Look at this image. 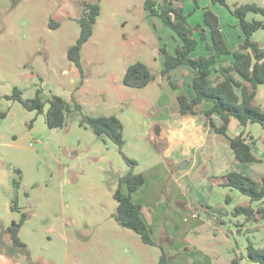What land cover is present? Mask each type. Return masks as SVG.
<instances>
[{"label":"rangeland","instance_id":"rangeland-1","mask_svg":"<svg viewBox=\"0 0 264 264\" xmlns=\"http://www.w3.org/2000/svg\"><path fill=\"white\" fill-rule=\"evenodd\" d=\"M87 1H98L101 15L92 38L82 49L80 72L69 62L68 50L80 36L77 19L82 16L81 0H0V111L7 113L0 120L1 219L8 222L11 213L6 196L16 198L19 206L35 208L29 233L36 246L34 254L41 253L42 259L34 261L37 264H163V253L168 264H231L232 259L246 256L249 240L264 248V221L248 223L244 215L233 216L237 206L251 205L256 210L264 202L251 203L239 191L215 187L209 182L211 176L231 171L260 179L264 177V162L243 164L232 160L222 170L214 164V157L209 159L213 154L225 156L226 147L221 144L228 146L225 139L205 126L203 114L194 118L179 115L177 96L180 92L193 93L195 72L189 67L177 71L172 78L177 90L162 76L161 48L166 46L174 53L179 43L175 34L162 21L146 16L144 0ZM236 2L230 0L228 6L257 4L264 8V3ZM184 3L186 13H192L189 23L194 27L203 24V9L210 7L223 24L229 46L235 48L239 33L233 25L238 20L227 8L215 6L211 0ZM52 21L59 27L51 28ZM195 37L200 39L199 33ZM255 40L259 41V36ZM199 43L193 57L206 53L204 42ZM225 61L229 63L231 58ZM136 62L148 66L153 77L143 89L129 88L123 83L128 67ZM16 88L24 99L35 98L38 91L44 101L60 96L71 105L81 104L87 115L116 116L124 127L126 124L140 130L145 148L138 142L125 152L142 170L152 167L149 179L156 166V176L148 180L142 201L138 199L148 208L136 204L144 206L142 217L158 246L143 244L138 235L121 227L115 219L117 204L113 194L129 168L120 175L113 164L102 165L99 156L96 160V156H86L87 147L78 144L84 131L78 126L80 114L69 117L65 128L50 130L44 115L38 116L19 102L6 99ZM257 104L264 110V86L259 88ZM46 106L48 109L49 105ZM208 108L204 105L200 111ZM184 119L196 125L187 129L185 135L173 132L178 143L172 151L173 143L166 129ZM242 129L234 122L230 134L237 136ZM249 130L258 140L259 154V150L264 151V128L250 124ZM105 143L118 151L122 165L127 166L117 146L110 141ZM209 144L212 153L207 156ZM200 146L207 147L203 149L206 154L197 163L190 156L199 154ZM221 146L224 149L218 151ZM167 154L170 156L166 157ZM180 154L188 160L176 163ZM194 161V165L198 164L196 169L191 166ZM181 164H185L184 169ZM76 165L84 174L80 184L71 182L69 166ZM165 167L171 174H162ZM9 172L22 186L17 192H13L12 181L8 184ZM123 191L126 193L127 188ZM198 207H212L219 212L208 218ZM149 208L156 209V216ZM72 220L77 224L63 226L62 221ZM3 240L10 245L9 235L5 234ZM11 264L28 261L17 254ZM240 264L257 263L243 259Z\"/></svg>","mask_w":264,"mask_h":264},{"label":"trees","instance_id":"trees-1","mask_svg":"<svg viewBox=\"0 0 264 264\" xmlns=\"http://www.w3.org/2000/svg\"><path fill=\"white\" fill-rule=\"evenodd\" d=\"M213 5H221L238 19V26L244 34L243 42L232 51L227 43L221 28L219 16L210 8L203 9V24L196 27L189 23L192 13L187 14L184 0H144V10L149 17L160 19L179 41L174 53L166 46L161 48L164 56L162 76L166 78L170 86L177 90V84L172 80V73L182 67H189L196 76L193 79V97L186 92L177 96L179 115L181 117H198L203 114L206 118L205 126L214 134L225 139L234 153L235 160L243 164L263 163L259 159L254 148L257 139L247 135L244 131L237 136L230 134L232 122H237L240 128H247L250 124H259L264 127V110L257 104L259 88L264 86V47L253 40V36L260 30H264V8L257 4H236L234 8L228 6L227 0H212ZM82 16L77 19L80 25V36L76 43L68 50V60L80 72L82 67V49L93 36L94 26L101 15V6L98 1L81 0ZM200 7L197 5L196 9ZM253 13L262 16V20L247 19L248 14ZM51 28H58L54 21ZM199 33L200 39L195 37ZM200 40L204 42L206 55L193 57L199 50ZM231 57L227 63L226 58ZM152 74L144 63L136 62L130 65L124 75L123 83L126 87L143 89L152 82ZM240 91V94L238 93ZM42 92L38 91L35 98L24 99L19 89H15L13 95L7 96V100L19 102L26 110L45 115L46 125L50 130L61 129L67 126L69 117L80 114L79 125L90 129L97 139L117 146L122 158L126 162L129 171L119 179V186L113 197L118 206L115 213L117 223L138 235L143 244L158 246L153 240L148 224L142 217V206L136 204L132 196L144 184L145 176L136 173L138 162L129 158L125 152L127 141L124 135V125L116 116L95 117L84 113L83 106L79 103L71 105L60 96H52L44 101ZM205 104L209 108L201 112ZM46 105H49L45 111ZM7 117L6 112L0 111V120ZM175 173L172 167V173ZM209 182L215 187L227 188L239 191L247 196L251 203L264 202V177L254 179L242 173L231 171L223 175H215L209 178ZM127 187V194L122 192V187ZM227 203L230 199L227 198ZM199 208V207H198ZM196 208L206 212L208 218L213 213L219 212L212 207ZM13 211L20 212L17 199L13 200ZM245 216L246 222L256 223L264 221V206L254 209L249 206H237L233 216ZM215 216V215H214ZM28 219V215L21 213V219L13 222L4 230L0 225V249L10 257L22 254L28 264H37L32 260L31 253L25 243L22 242L19 232ZM225 224L224 221H220ZM9 235L10 245L3 238ZM246 256L232 259L231 264H240L247 259L253 263L264 264V248H258L249 240ZM161 262L168 264L167 255L163 253Z\"/></svg>","mask_w":264,"mask_h":264},{"label":"crops","instance_id":"crops-1","mask_svg":"<svg viewBox=\"0 0 264 264\" xmlns=\"http://www.w3.org/2000/svg\"><path fill=\"white\" fill-rule=\"evenodd\" d=\"M157 2H162L163 0H156ZM198 1V0H197ZM230 0H227V2H229ZM235 1H237L236 3H264V0H235ZM211 2H212V0H211ZM216 6V5H215ZM210 8V7H209ZM146 14V16H148L149 17V15H148V12H146L145 13ZM254 15H256V16H258L257 14H254ZM253 15V13H250V14H248V16H247V19L249 20V21H252V20H262L263 18H262V16L259 18V19H256V17ZM260 16V15H259ZM152 18V17H151ZM155 20H157V21H161L160 19H158V18H154ZM238 20V19H237ZM221 21V20H220ZM238 23H239V21H237V23L235 22V24L233 25V30H235V28H236V33L238 34L239 33V35H238V38H239V41L237 42V44H236V46H235V48H231L230 46V49L232 50V51H234L235 49H236V47L239 45V44H241L242 42H243V38H244V34H243V32H242V30H239L238 28H239V26H238ZM223 27V24L221 23V28ZM223 31V30H222ZM260 31H264V30H260ZM260 31H258L257 33H255L254 34V36H253V40H255V36L257 35V36H259V41H257V40H255L256 42H258V43H260L263 47H264V33H262V34H260L259 35V32ZM223 33L225 34V32L223 31ZM225 36V35H224ZM228 43V42H227ZM229 45V44H228ZM196 53V52H195ZM195 53H194V55H195ZM201 55H206V53L204 54V53H202ZM200 56V55H199ZM197 57V56H196ZM228 58H231V57H228ZM182 68H184V67H182ZM186 68H188V67H186ZM181 69V68H180ZM180 69H178V70H176V71H174L173 73H172V78H173V75H175V73L177 72V71H179ZM190 69V68H189ZM192 70V69H191ZM196 74V73H195ZM173 80V79H172ZM174 82V81H173ZM175 83V82H174ZM181 93V92H180ZM179 93V94H180ZM259 93V92H258ZM23 94V93H22ZM178 94V95H179ZM188 96L190 97V98H192L193 97V93H191L190 95L188 94ZM257 98H258V96H257ZM208 104H205V106H207ZM45 111H47V106H46V108H45ZM38 115V114H37ZM43 115V114H42ZM39 116V115H38ZM45 116V115H44ZM193 122L194 121H187L186 119H184V120H181L180 121V123L178 124V125H176V126H174L173 128H170V127H168L166 130H168L169 132H170V134H169V136H168V138H169V140H172V143H173V146L171 147V149H172V151L174 150V149H176V146H177V143H178V140H177V137L175 136V135H173V132H183L184 133V135H185V133L187 132L186 130L187 129H192L193 127H194V125H196V122H194V124H193ZM235 121H233L232 122V124L234 123ZM193 124V125H192ZM78 126H79V128H80V130H84V131H82L83 132V135H82V138L79 140V142H78V144L80 145L79 147H81V148H85V147H87V149H88V154L86 155V156H93V157H95V160L98 158V156H99V158L101 159L100 160V163H102V165H106L105 167H107V166H109L110 164H113V167L115 168V169H118V171L120 172V175H124L125 173H126V171H127V169H128V167L127 166H124V165H122L123 163H122V161H121V159H120V157H119V155H117V153H118V151L117 150H114V149H112V148H110V146H109V144L108 143H105V142H103V141H100V140H98L97 138H96V136L93 134V132L90 130V129H85V128H83V127H81L80 125H79V123H78ZM32 127V126H31ZM198 127V126H197ZM65 128V127H64ZM264 128V127H263ZM62 129V128H61ZM161 129V128H160ZM55 130H57V129H55ZM137 131L140 133V130H137V129H135V128H129L126 124H125V127H124V135H125V138H126V141H127V146H126V150L128 149V150H132L133 149V147H134V145H135V143H136V146H137V143L139 142L144 148H145V142H144V140L141 138L142 137V135H141V133L140 134H137ZM199 131V130H198ZM245 132L247 135H252V136H254L253 134H252V132H251V130H249V126L247 127V128H245V129H242V131L241 132ZM158 132H159V130H158ZM158 132H156V134L158 135ZM240 132V133H241ZM207 135H209L210 136V133L209 132H207ZM136 136H137V138H136ZM213 138H215V137H213ZM256 139V138H255ZM175 143V144H174ZM217 144V143H216ZM222 145H224V147H226V149H224V147L223 146H221V147H219L218 148V151H219V149H224L225 151H226V154H225V156L222 154V155H212V156H209V159L210 160H212L213 158L212 157H214V159H215V162H214V164L216 165H218V166H221V167H219V169H226L227 168V162H230V161H232V160H235V157H234V153H233V155H232V153H231V151L229 150V148H228V146H225L226 144H224V143H221ZM31 147H33L34 146V143H31V145H30ZM258 146H259V144H258V140H257V144H256V146H255V148H254V153H255V155L259 158V159H264V151H261V150H259V154H258V151H257V149H259L258 148ZM200 147H202L201 148V151H200V153L199 154H197L196 156H190V158L192 159V158H195L198 162L197 163H200V162H202V158H203V153H205L206 154V152L203 150L204 148H207L206 146H200ZM228 150V151H227ZM210 153H212L211 152V147H210V144H209V152H208V154H206L207 156L210 154ZM170 155L169 154H167L166 155V157H169ZM181 160V161H180ZM188 159L186 158V156H181V154H180V157H179V159L178 160H176L175 162L177 163H184V162H182V161H187ZM174 162V161H173ZM174 162V164L172 165L173 167H175L176 166V163ZM196 161H194V162H192L191 163V166L193 167V166H195V169L198 167V164L196 163V165H194V163H195ZM212 163V162H211ZM216 165V166H217ZM121 166V167H120ZM138 166H139V164H138ZM156 166L154 167V169H153V172H152V174H151V176H150V179H149V176H148V173L150 172V170L152 169V167L151 168H148V169H144V170H142V168H141V166H139L137 169H136V171H138L139 173H141V174H143L144 176H145V184L136 192V193H134L133 194V196H132V199H133V201L135 202V203H142V202H139V200L140 201H142V199H140V198H142V195H143V193L145 192V189L147 188L146 186H147V184L149 183V181L148 180H151L153 177H155L156 176ZM166 171V172H164V171ZM162 171V174H171V172H170V169H168L167 167H165L164 169H163ZM69 171H70V173H71V176H72V179H71V182L72 183H78V184H80V182L82 181V179H83V171H81V169H79V165H76V166H74V167H71V166H69ZM137 172V173H138ZM10 173V172H9ZM226 173H228V172H224V174H226ZM165 174V175H166ZM176 174V173H175ZM222 175V174H221ZM173 176V175H172ZM175 178H177V175H175L174 176ZM13 182V192L14 191H18V190H20V187H22L21 186V184L18 182V180H16L15 179V177H14V175L12 174V173H10L9 174V179H8V184H10V182ZM66 184H68L67 183V181H66ZM209 184V183H208ZM124 188H127L126 186H123L122 187V192L123 193H125L124 191H123V189ZM11 192V191H10ZM15 192V193H16ZM127 192H128V190H127ZM127 192L125 193V194H127ZM6 193V192H5ZM6 195H9V194H7L6 193ZM12 196H6V199H7V205H9V209H10V211H11V213L9 214V221L8 222H5V221H3L1 218H2V215L0 214V223H1V225L3 226V228H4V230H7L11 225H12V223L13 222H18L20 219H21V213H25V214H27L28 215V219H27V221L25 222V224L22 226V228H21V230H20V232H19V236H20V239L22 240V242L23 243H25L26 245H27V247H28V249H29V251H30V253H31V257H32V260L33 261H35V260H40V259H42V257H40V255H41V253L40 252H38L37 253V255L36 254H34L35 253V249H36V246H34V244H33V242H32V240H31V235H30V231H31V228H32V223H33V217L35 216L33 213H34V209L35 208H32V207H23V206H19V204H18V207H19V209H20V212H18V211H13V209H12V206H13V200H11L12 198H11ZM16 197V196H15ZM139 199V200H138ZM116 201V200H115ZM17 203H18V200H17ZM116 204H117V206H118V203H117V201H116ZM143 204V203H142ZM143 205H145L147 208H148V206L149 205H147V204H143ZM142 206V205H141ZM151 207V206H150ZM150 210H151V208H149ZM45 210V209H44ZM144 206H142V212H141V214L143 215V213H144ZM150 213H152V214H154V216H156V209H154V208H152V210H151V212ZM66 221H68V220H66ZM64 222V221H62V223H63V226L64 227H66V226H69L70 224L71 225H76L77 224V222H75L74 220H72L71 222L69 221V222ZM63 226L61 225V228H62V230H63ZM150 232H151V236H152V238H153V234H152V231L150 230ZM153 240L155 241V239L153 238ZM156 242V241H155ZM42 249V248H41ZM1 250V249H0ZM14 257H16V256H14ZM14 257H10V256H8L7 254H5L2 250H1V252H0V264H11L12 263V260H13V258Z\"/></svg>","mask_w":264,"mask_h":264},{"label":"water","instance_id":"water-1","mask_svg":"<svg viewBox=\"0 0 264 264\" xmlns=\"http://www.w3.org/2000/svg\"><path fill=\"white\" fill-rule=\"evenodd\" d=\"M185 168V164H181V169H184Z\"/></svg>","mask_w":264,"mask_h":264}]
</instances>
